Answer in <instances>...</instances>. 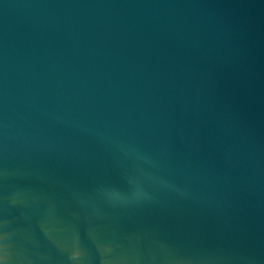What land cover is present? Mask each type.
<instances>
[{"label":"water","instance_id":"1","mask_svg":"<svg viewBox=\"0 0 264 264\" xmlns=\"http://www.w3.org/2000/svg\"><path fill=\"white\" fill-rule=\"evenodd\" d=\"M0 264H264V0H0Z\"/></svg>","mask_w":264,"mask_h":264}]
</instances>
